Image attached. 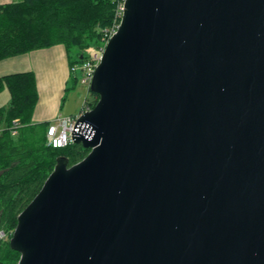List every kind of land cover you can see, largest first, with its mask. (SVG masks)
<instances>
[{
  "label": "water",
  "instance_id": "water-1",
  "mask_svg": "<svg viewBox=\"0 0 264 264\" xmlns=\"http://www.w3.org/2000/svg\"><path fill=\"white\" fill-rule=\"evenodd\" d=\"M90 90L18 264H264V0H126Z\"/></svg>",
  "mask_w": 264,
  "mask_h": 264
},
{
  "label": "trees",
  "instance_id": "trees-1",
  "mask_svg": "<svg viewBox=\"0 0 264 264\" xmlns=\"http://www.w3.org/2000/svg\"><path fill=\"white\" fill-rule=\"evenodd\" d=\"M117 0H20L0 9V62L35 49L63 44L71 66L85 58L87 48L100 45L106 29L115 20ZM77 77L72 73L69 91ZM7 89L11 101L0 105V230L10 238L19 214L42 189L54 170L57 158L67 156L69 164L83 160L90 152L80 143L64 147L49 144L50 121L33 123L39 92L33 72L0 77V93ZM93 107L99 96L92 93ZM21 125L13 133V120ZM21 253L12 249L10 239L0 241V264H18Z\"/></svg>",
  "mask_w": 264,
  "mask_h": 264
},
{
  "label": "crops",
  "instance_id": "crops-1",
  "mask_svg": "<svg viewBox=\"0 0 264 264\" xmlns=\"http://www.w3.org/2000/svg\"><path fill=\"white\" fill-rule=\"evenodd\" d=\"M16 1L20 0H0V9L2 5ZM19 72H33L36 75L39 99L33 113V123H53L81 111L62 114L66 106L63 96L72 78L70 57L65 45L35 49L0 62V77Z\"/></svg>",
  "mask_w": 264,
  "mask_h": 264
},
{
  "label": "built area",
  "instance_id": "built-area-1",
  "mask_svg": "<svg viewBox=\"0 0 264 264\" xmlns=\"http://www.w3.org/2000/svg\"><path fill=\"white\" fill-rule=\"evenodd\" d=\"M117 9L115 14V20L113 25L106 29L105 34L102 38V43L98 46L87 48L86 52L84 53L86 56L83 58L81 62H77L71 66V72H81V80L84 83H87V95L85 96L81 111L74 116H68L64 119H58L57 121L53 122L48 129L47 136L49 144L53 147H64L69 142H72V131L74 129V125L78 117L86 111L93 109V99L90 98V94H92L90 90L91 81L94 77L96 68L98 67L101 59L103 57L105 48L111 37L117 32L121 20L124 15L125 10V3L126 0H117ZM21 125L19 119L13 120V133H17L18 127ZM3 129L0 128V134ZM4 234V233H3Z\"/></svg>",
  "mask_w": 264,
  "mask_h": 264
},
{
  "label": "rangeland",
  "instance_id": "rangeland-1",
  "mask_svg": "<svg viewBox=\"0 0 264 264\" xmlns=\"http://www.w3.org/2000/svg\"><path fill=\"white\" fill-rule=\"evenodd\" d=\"M86 50L84 51V53L86 52ZM74 75L77 77V81L75 83V86L72 87L71 89H69V91H66L64 93V96H63V99L66 102V106L62 110L63 115L69 114L71 112H73L74 114L78 113L82 108L84 97L87 95L88 85H87V83H84L81 80L82 73L76 72V73H74ZM92 96L93 95L90 94V98ZM10 101H11L10 92L5 88L0 93V105L8 106L10 104ZM66 117H68V116H66ZM63 118H65V116ZM5 125H6L5 122H2L0 124V128L4 129L3 126H5ZM2 239H6V240L10 239L9 233H6V234L4 233Z\"/></svg>",
  "mask_w": 264,
  "mask_h": 264
}]
</instances>
